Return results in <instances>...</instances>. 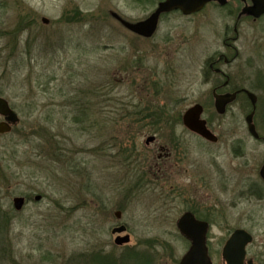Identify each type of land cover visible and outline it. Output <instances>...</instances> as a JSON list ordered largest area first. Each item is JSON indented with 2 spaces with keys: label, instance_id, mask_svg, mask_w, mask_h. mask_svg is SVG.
<instances>
[{
  "label": "rangeland",
  "instance_id": "obj_1",
  "mask_svg": "<svg viewBox=\"0 0 264 264\" xmlns=\"http://www.w3.org/2000/svg\"><path fill=\"white\" fill-rule=\"evenodd\" d=\"M155 9L156 0H0V97L19 117L11 132L0 133V264H114L106 255L117 251L111 229L119 206L111 197L120 185L127 191L121 219L131 235L127 246L151 253L129 255L127 264L180 260L187 245L174 223L186 209L187 192L170 191L167 173L155 182L140 176L136 170L146 166L147 155L125 170L119 165L121 146L140 154L146 137L155 134L128 118L137 106L168 113L160 143L182 136L193 148L200 145L185 132L182 114L203 104L220 144L243 137L254 161L264 158V145L251 139L245 122L247 98L241 95L220 114L203 82L211 73L206 61L220 52L232 56L224 40L236 34L237 12L212 4L196 15L176 12L162 18L150 39L113 17L138 23ZM227 40L240 53L220 66L241 83L253 82L260 99L255 122L264 136V18L242 20L237 39ZM217 147L208 142L206 154L194 153L209 164ZM206 172L215 177L208 165ZM189 178L182 174L179 182ZM21 196L28 201L18 210L13 200ZM99 201L106 203L97 208L101 215L95 211ZM258 202L238 207L240 214H254L237 225L261 243L264 195ZM223 233L220 225L212 228L215 239Z\"/></svg>",
  "mask_w": 264,
  "mask_h": 264
},
{
  "label": "flooded vegetation",
  "instance_id": "obj_2",
  "mask_svg": "<svg viewBox=\"0 0 264 264\" xmlns=\"http://www.w3.org/2000/svg\"><path fill=\"white\" fill-rule=\"evenodd\" d=\"M162 1L163 0H156V9ZM211 4L220 6L222 8L227 7L229 14L235 11L237 12L238 22H236L234 26V31L236 34L233 37L227 36V39H231V41H235L237 39L239 22L246 20L254 23L264 18V14L259 17H255L252 11L249 9L254 5L252 0H208L203 9L192 14H184L181 10L161 12L157 27L150 35L136 33L132 30L131 31L137 35L146 37V39H150L158 32L159 24L163 17H168V15L176 12L181 13L184 16L196 15L205 10L206 7ZM118 16L119 15H115V13H113V17L119 23H121L122 26L129 29L121 22L120 18H123ZM227 39L224 40V45L233 49L231 51L232 56L229 57L227 54L220 52L217 55H213L210 60L206 61L211 73L204 74L203 82L211 88V94L214 99L212 105L214 108H216V97L237 93L235 99L231 103L227 104L226 110L230 105L235 103L241 95H243V97L245 96L247 98V101L250 104L251 112L253 110V105L246 93V90L256 94L257 107L260 100L259 96L254 90L255 88L253 89L252 87L253 82H250L247 85L246 83H241L235 77H233L230 72L224 70L220 66V64L231 65L240 53L235 44L233 42H228ZM167 42L168 44L170 43L169 40H167ZM203 108L204 113H206L208 108H206L204 105ZM256 112L257 110L254 114L253 123L257 129L258 123L255 122ZM245 122L248 129V123L247 121ZM163 123L164 122L160 123L159 121L148 120L145 122H140V125L158 127ZM181 123L185 128V132L194 136V139L198 141L200 145L199 147L190 148L185 146L182 142L185 139L182 136L172 138L171 143H160L158 133L155 132V134L146 137L144 147L139 149V151L141 150V153H137V156L134 160V162L138 164L142 160L141 156L147 155L148 161L146 166L142 164L138 165V167H143L144 170L141 167L139 170H136L140 176H152V178H155L153 179L155 182L164 180L166 178L165 174L167 173L168 182L170 184L168 189L170 191L174 193L181 191L187 192L186 209L174 223L179 234L184 238L187 245L184 254L176 264H181L183 258L191 251L193 246V240L187 237L188 235L183 234L178 227V221L185 213H191L197 221L192 223V230L201 232L203 229L202 223L207 224L206 247L210 258V264H264V240L263 242L259 243L255 238V235H253L249 229L245 227H239V225H237L238 223L244 222L243 220L246 222L251 221V217L254 214L253 210L251 212L250 210H247L248 212L243 211L240 214L237 209L241 204L247 203L249 205L252 204L256 206L254 201H259L258 203H261V196L264 195V192L262 191L264 190V178L262 176L264 158L261 160L260 164L259 161H254L253 153L249 152V148L244 142L245 138L243 137H227L225 138L227 143L224 142L222 145L220 144V139L223 138L217 136L215 141H210L200 134L188 129L184 125L183 121H181ZM231 124L239 125L240 123L231 122ZM207 127L213 133H215L212 130L211 123L208 120ZM151 136H153V139L147 141V139ZM251 139L255 143H261L264 145V136H251ZM208 142L211 145H217L218 151H223L220 154L217 151L214 154L216 156H214L209 164L207 163V159H205V157L202 158V155L194 153V151L197 152V150H199L201 154H206ZM182 145H184V147ZM121 147L123 148H120L121 152L119 154V165L125 170V168L127 169L128 166L126 147ZM135 150H137L136 147ZM207 165L210 167L211 173L212 170L215 169V177L213 174L208 176V173L206 172ZM182 174H187L188 177H190L188 184H181L179 182V177ZM214 181L218 182L217 187H213ZM257 190H261L262 193L259 194ZM118 192L120 193L111 197L118 201L117 206H119L113 213L117 223H115L111 229L112 236L115 237L114 244L117 248V251L110 252L109 254L107 253L106 257H108V259L114 264H127L129 255L131 257H133L132 254L143 257V254L144 256L145 254L150 256L151 253L150 251H145L139 248H128L127 245L130 243L119 244L117 242L120 236L128 235L131 237L128 225L121 221L124 211L123 205L127 198V191L123 185H120ZM214 192H219L220 196H214ZM21 197L24 198V203H27L28 199L24 196ZM209 200H211L210 203ZM99 207L105 209L106 203L104 201H99L95 207L97 215H101L103 211L99 209L97 210ZM214 225H220L221 229L224 231L223 236L219 237L218 239H215L212 236V228ZM122 226H125V230L119 232L118 228ZM237 230H243L250 236H245V234H243L234 237V234ZM94 255L95 254L92 256ZM148 260L149 259H146L147 262ZM201 262L202 260L193 259L190 261V264H202Z\"/></svg>",
  "mask_w": 264,
  "mask_h": 264
},
{
  "label": "water",
  "instance_id": "obj_3",
  "mask_svg": "<svg viewBox=\"0 0 264 264\" xmlns=\"http://www.w3.org/2000/svg\"><path fill=\"white\" fill-rule=\"evenodd\" d=\"M207 1L208 0H165L164 2L160 3L157 10L152 13L148 19L142 22L131 23L121 18L120 20L126 27H128L132 31L140 34L150 35L155 31L157 27L159 15L161 12L180 9L184 13L190 14L202 9ZM252 1L254 3V6L250 7L249 9L256 17L261 16L264 13V0ZM42 21L44 23H49V19L45 17L42 19ZM246 93L253 104V111L246 117V121L248 123L250 133L253 136L258 137L259 134L256 131L255 125L253 124V116L256 110L257 97L254 93L248 90H246ZM236 95L237 93L216 97L217 111L221 114L224 113L226 111L227 104L232 102L235 99ZM203 110L204 108L201 104L197 103L193 105L183 114V123L191 131L196 132L211 141H215L217 139L216 135L207 128V121L202 118ZM0 115L5 118V120L0 122V133L10 132L12 126L18 122L19 117L15 110L10 106L8 100L3 97H0ZM152 139L153 136L149 137L147 141H150ZM262 176L264 178V167L262 169ZM40 198L41 196L38 195L35 197V200H40ZM24 202L25 200L23 197L14 198V205L18 210L23 207ZM194 222L197 221L191 213H185L178 221V227L181 232L185 235H188L187 237L193 240L191 251L183 258L181 264H190V261L193 259L202 260V264H210V258L206 247L207 224L202 223L203 229L201 230V232H196L191 229V225ZM124 230L125 226L118 228L119 232H122ZM243 234H245V236H250L243 230H237L234 234V237ZM129 241L130 236L128 235L119 237V239L117 240L119 244L127 243Z\"/></svg>",
  "mask_w": 264,
  "mask_h": 264
},
{
  "label": "trees",
  "instance_id": "obj_4",
  "mask_svg": "<svg viewBox=\"0 0 264 264\" xmlns=\"http://www.w3.org/2000/svg\"><path fill=\"white\" fill-rule=\"evenodd\" d=\"M86 110L87 109H84V111ZM166 114H168L166 111L159 110L157 106L140 105V106H137L136 111L133 112V114L128 115V118H133L135 122H137V124H140V122H145L148 120L149 121H159L160 123H162L168 119ZM136 127H139V126H136ZM140 128L145 131H150V132L152 131L154 133L155 132L158 133L160 129L159 126L152 127V126H145V125H142ZM131 145L135 146V144H131ZM126 156H127L128 164H130L134 162L137 154L135 150L131 148H126ZM135 172L136 171H134V173Z\"/></svg>",
  "mask_w": 264,
  "mask_h": 264
}]
</instances>
